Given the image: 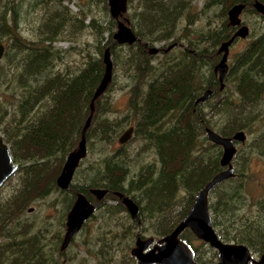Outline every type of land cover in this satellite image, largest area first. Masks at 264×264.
I'll return each instance as SVG.
<instances>
[{"label":"trees","instance_id":"trees-1","mask_svg":"<svg viewBox=\"0 0 264 264\" xmlns=\"http://www.w3.org/2000/svg\"><path fill=\"white\" fill-rule=\"evenodd\" d=\"M26 1L0 0V45H4L3 58L12 68L4 82L7 87L0 92V135L18 166L15 174L21 176L13 194L0 200V238L3 239L0 264H60L54 254L58 248H47V235L30 236V227L17 226L20 216L32 203L55 190L71 195L68 209L77 194H84L94 202L92 189L108 190L106 199H118L116 193H123L140 203L147 201L149 208H153L142 209L148 222L156 214V208L170 209L164 220L154 222L149 228L160 235L172 233L193 207L196 195L223 170L222 147L207 139V129L231 137L246 129V120H251L249 110L263 103L264 77L254 73L264 74V32L255 35L250 49L234 56L232 62L229 58L223 90L215 71L222 59L221 45L237 31L229 25L228 12L249 0H207L201 11L193 6L192 0H174L169 4L164 0H129L123 18L130 22L141 41L134 45L113 43L118 21L109 17L108 0H85L86 7L77 14L64 7L63 0H29L30 9L48 7V15L37 29V39L28 40L19 22ZM99 4H103L109 17L105 23L93 15L94 7ZM50 5L53 8L49 9ZM215 8H220L219 16L210 15ZM204 15L211 16L206 27L195 28L194 21H200ZM213 17L220 23L215 24ZM87 30L96 39L94 51H89L87 44L83 48L72 45L66 50L55 46L58 42L75 40ZM154 43H167L160 48L158 54L164 57L158 62V54L150 52ZM107 47L114 65L113 77L114 70L124 66L133 83L129 89L128 114L116 119L108 116L114 112L108 96L109 85L94 102L95 111L87 131V149L92 151L97 146L103 159L96 169L91 168L92 179H84L81 184L73 180L70 188L63 191L57 185V178L69 154L77 149L91 115V102L105 74L103 58ZM73 50L83 57L82 66L56 72L66 53ZM228 86L233 89L228 91ZM209 89L217 95L196 104ZM220 116L223 124L216 129L214 120ZM232 118L236 120L234 124ZM128 123L134 127L132 140L142 143L143 156L149 152L157 156L154 165L141 166L134 177L131 176L133 154L127 150L132 140L105 153L118 141ZM227 182L234 183L237 190L229 196L225 208L247 189L246 180L229 179L222 184ZM218 187L210 193V201L222 199L221 194H214ZM133 225L129 232L124 230L121 238L116 228L114 233L119 242L131 240L139 229L138 222ZM185 234L195 237L189 230ZM62 240L59 238L58 243ZM112 249L103 247V262L112 261L109 255Z\"/></svg>","mask_w":264,"mask_h":264},{"label":"rangeland","instance_id":"rangeland-1","mask_svg":"<svg viewBox=\"0 0 264 264\" xmlns=\"http://www.w3.org/2000/svg\"><path fill=\"white\" fill-rule=\"evenodd\" d=\"M172 1L174 0H164L166 4H169ZM205 1L207 0H192V3L193 6H195L198 11H201ZM63 2H64L63 6L68 7V9L71 10L73 14H77L78 12H80L81 9H84L86 7L85 0H63ZM136 3L137 1L134 3L133 8L136 7ZM107 5L109 8V17H110L111 14H110L109 2ZM37 8L38 9L36 10H32L30 9L29 0L24 2L22 4V12L19 18L20 29L23 36L31 41L37 39V35H38L37 29L48 15V7L47 8L37 7ZM51 8H53V5L49 6V9ZM93 10H94L93 15L96 16L98 21H103V23H105L109 19L103 4H99L98 6H95ZM211 11L212 13H210V15L212 16H216V15L219 16L221 13L220 8H215ZM50 12L51 11L49 10V13ZM210 17L211 16L204 15L201 16L200 21L197 20L194 21L195 23L197 22L195 28L199 29L200 27H206ZM241 18L243 22H246V25L250 24L251 22H255V21L258 22V27L256 29L257 33L264 31L263 19L257 20L259 18L247 14L241 16ZM125 19L129 20V18L128 19L125 18ZM121 20L124 21V18H121ZM211 20H215V24L220 21L219 19H217V17L215 18L213 17L211 18ZM45 21L46 19L44 20V22ZM89 22H90V17L86 20L85 24L88 25ZM128 23L130 25V22ZM117 27L118 26H116L115 28L114 31L115 33L117 32ZM170 43L171 41H169V44ZM85 44L89 45V49H88L89 51L95 50L96 39L94 37L93 32L90 30H87L83 34H80L79 37L76 38L75 40L71 39V41L66 40L63 42H58L55 44V46L66 50L69 49L72 45L74 47L81 46L80 48H83ZM166 44L167 43H154L153 47L163 48V46ZM246 45H247V41L245 39H238L235 42V44L231 47L230 62H232L234 56H236L245 49ZM66 55L67 57L64 63L58 65L56 72L58 70H62V71H66L67 69L74 70L82 66L84 60L77 50L69 51L66 53ZM163 57L164 56L162 53L158 54V56L156 57L158 58L156 59V62L163 59ZM0 67H2V72L0 74V92H1V90L7 87V84L4 82L8 78V76L12 73V68L10 69V64H8L6 58H3V60L1 61ZM113 78L114 79L110 84L111 87H110V91L108 92V96H109V100H111L114 105V112L110 113L108 116L112 119L123 118L128 114L129 89L130 86L133 85V83L128 78L127 73H125L124 66H120L119 69L116 71L114 70ZM226 89L230 91L233 88L228 86ZM218 96H222V95H218ZM217 99L213 101H217ZM221 119L222 118L220 116L214 120L216 129L221 128V126H219L223 124V121ZM131 126L132 124L128 123V125L125 126V130L119 135V138ZM130 143L127 146V150L130 154H133L132 159L134 161L133 163L135 164L133 166V172L131 176L134 177L137 175L141 166L152 164L157 160V156L154 152H149L146 153L144 156L142 155L136 158L138 154H142L143 152V150L141 149L142 143L141 142L139 143L137 140ZM118 146H120L119 142L116 141V143L113 144L112 147L109 148L107 151H105V153L112 152V150L118 148ZM93 147L94 149L92 148V151H90L88 147V155L81 163L75 175L74 178L75 184H81L82 182L85 181L84 179H89V178L92 179L94 175L91 172V168L96 169L97 164L101 162L103 159V154L98 149V147L97 146H93ZM249 166H250V171L248 172L249 177L247 179V190L249 193V197L250 196L256 197L258 196L260 190L262 192V188L260 187V184L264 185V156L261 155L253 156L251 161L249 162ZM84 175L85 178H83ZM86 176L89 177L86 178ZM20 177H21L20 174H15L11 178V180L7 183V185L2 187L0 191L1 201L6 200L9 196L13 194L16 188L19 187L21 181ZM233 184L234 183H229V182L222 184L214 192L215 196L221 194V198L224 199L225 202H227V200L230 199L229 196L235 193L237 190V188H235ZM70 196H71L70 194H62L59 190H55L45 198L35 201L26 209L25 213L20 216L17 226L18 224H20L25 228L30 227V231H31L30 236H34L35 234H41L46 237L47 235L46 237L47 248L48 250H52L53 247L58 248V251H56L54 254L55 257L59 260L60 264H104V263L122 264L123 261L131 262L132 261L130 260L131 248L135 247L134 242L136 241V236L140 232V229H138L137 231L135 230V233L133 235L134 242L131 241L132 240V236H131L130 241L122 240L123 243L122 242L118 243L117 238L116 237L115 239L113 238L114 237L113 233L116 231V228L118 227L119 229L117 236L122 237L128 227H132V226L134 227L132 221L133 219L128 217V213H118L115 217L112 218L114 220H111V217H109L107 210L103 211V208L98 209L97 212L95 213V218L87 222L84 229L73 240L70 249L67 252H65L64 257H61L59 255L62 242L58 243V239L59 238L63 239L67 231L66 223H67V216L69 214L68 199L70 198ZM96 201L97 199L94 200V202ZM212 201L213 200L211 199V202ZM106 203L108 205L113 206L115 205L116 201L108 200ZM242 215H245V213H242ZM232 217H233L232 213L230 215L229 213L225 214V218L227 220L228 219L231 220ZM142 224L144 225L143 227L145 228L142 231V234L144 236L149 237L150 235H153L155 233L154 230L149 228V226H151L153 222L146 221L144 223L142 222ZM256 230H260L261 235L264 234V227L259 228L258 226ZM0 242H3L2 238H0ZM107 243H113L114 249L109 251V253L113 254L111 262H107V261L103 262L104 258H103V254L101 253L103 251V247L105 249L107 248V245H104ZM208 251L211 252L210 249H208Z\"/></svg>","mask_w":264,"mask_h":264},{"label":"water","instance_id":"water-1","mask_svg":"<svg viewBox=\"0 0 264 264\" xmlns=\"http://www.w3.org/2000/svg\"><path fill=\"white\" fill-rule=\"evenodd\" d=\"M108 2L112 18L118 21L117 32L114 34L113 43L121 45H134L137 42L141 43L139 38L129 26V23L121 20L128 10L129 0H108ZM255 8L260 14L264 15V4L256 3ZM244 9V4H238L231 8L228 12L229 25L238 29L234 36L229 41L223 43L219 49V54H222V59L217 65L215 71L218 74L222 88L224 87V81L229 71V56L231 47L238 39H246L249 35V29L243 24L241 19ZM169 49H171V47ZM159 51L160 48H150V52L152 54H158ZM4 54L5 47L1 44L0 63L3 60ZM103 59L105 64V74L100 86L94 94L93 101L91 102V115L82 130L81 140L77 149L69 154L63 166L62 172L57 178V185L63 191L70 188L77 169L88 155L87 131L91 125L95 111L94 102L106 92L113 80L114 65L109 48L105 50ZM211 95L212 90H208L197 100L196 103L198 104L207 101ZM132 134L133 128H130L119 138V143H127L132 138ZM206 135L210 142L223 148V156L221 158V165L223 167L230 166V163L237 151L234 141H244L246 139L243 132L237 133L234 138H229L221 136L212 129H207ZM17 170L18 166L13 162L9 146L4 142L3 137L0 135V189ZM232 177L233 170L230 167L217 174L205 186V188L196 195L195 203L187 216L169 236L160 241V243H165V245L159 248V252L156 255L155 250L144 253L145 250L150 248L153 241L152 239L146 241L145 245H142V242L141 244L138 242L137 247L132 251V255L138 259L139 264H196L191 247L179 238V236L186 229L191 230L199 240L208 243L211 247L219 251L220 264H248L250 260V253L246 247L224 245L219 240L212 225V217L209 208L210 193L219 184ZM91 194L95 196L97 201H101L108 194V190L92 189ZM118 196L124 200V203L127 205L131 215L134 218H138L137 205L129 197H125L121 193L118 194ZM96 208L97 206L91 203L84 194L77 195L76 201L68 215L67 231L64 237L63 249H66L71 240L80 233L84 224L92 217V215L95 214ZM257 264H264V255L261 261Z\"/></svg>","mask_w":264,"mask_h":264},{"label":"flooded vegetation","instance_id":"flooded-vegetation-1","mask_svg":"<svg viewBox=\"0 0 264 264\" xmlns=\"http://www.w3.org/2000/svg\"><path fill=\"white\" fill-rule=\"evenodd\" d=\"M256 3L264 4V0H249L248 2L242 3L245 5V9L243 12H245V15L247 14V15L259 18L257 20H260V19L264 20V15L260 14L257 11V9L255 8ZM241 16H243V13ZM243 24L246 25V22H243ZM246 26L249 29V35L245 39L247 41V45L245 46V49H250V47L252 46V43L255 39V35L259 34V33H257V30H256L258 27V22H256V21L251 22L250 24H248ZM236 29H238V28H236ZM262 32H264V31H262ZM230 51H231V49H230ZM229 58H230V56H229ZM254 75L264 77V74L259 73V72H255ZM221 90H223V88ZM207 91L208 90H206L205 92H207ZM205 92L200 97H202L205 94ZM213 95H215V93L212 90L211 97ZM198 104H200V103H198ZM258 109H260V111H258ZM233 111H235V105H234ZM248 116L251 118V120L250 119L246 120V126H247L246 129H244L243 131L242 130L237 131L231 137H229V138H234V136L237 133L243 132L246 136V139L244 141H236V140L234 141L237 151H236V153H235V155H234V157L230 163V166L229 167H223L221 165L223 167L222 171H225L230 167L232 168L233 177L230 179H234V181H236L237 178H240V179L247 181V179L249 177L248 172L250 171L249 162L251 161L252 157L255 155L264 156V96H263L262 105H259L255 109L249 110ZM232 122H233V124L236 122L235 118H232ZM253 123H254V125H253ZM130 128H133V134H134V127L131 126ZM133 134H132V138H133ZM132 138L127 143H129L132 140ZM118 142H119V139H118ZM127 143H125V144L119 143V145L122 146V145H126ZM222 150H223V148H222ZM152 164L154 165L155 162H153ZM14 174L6 181V183L2 187L7 185V183L11 180V178L14 176ZM75 175H76V173H75ZM74 178H75V176H74ZM238 185H241V184H238ZM260 187L262 188V192L260 190V192L258 193V196H256V197L250 196L249 197L248 190L245 189L244 193L242 194V197L240 196L238 199H234L233 201H230V203H228L227 208L224 207V205L226 203L224 199L218 200L219 198H215L212 202L209 199V208H210L211 217H212V225H213L215 232L217 233L219 240L224 245H230V246H235V247H238V246L239 247H241V246L246 247V249L250 253V260H249L248 264L259 263L261 261L263 255H264V234L261 235V231L256 230V228H258V226H259V228L264 227V185L260 184ZM1 189H0V191H1ZM118 194H120V193H116V196L118 197V199H106L105 198L106 196H105L103 198V200L96 201L97 203L96 202H91V203H93L97 206L95 213L97 212L98 209L103 208V211L107 210L109 217H111V220H114L112 218L115 217L118 213H128V217L133 219L132 220L133 223L138 222L140 232L136 236L135 242L133 241V236H132V240H131L132 242H134V245H135L134 248H131V252H130V254H131L130 256L134 259V262L133 261H131V262H124L123 261L122 264H139L138 259L132 255V251H133V249H135L137 247L138 242H140V244L142 242V245L143 244L145 245L146 241L152 239L153 241L151 243L150 248L145 250L144 253L150 252L151 250H155V255H156L159 252V248L162 247L163 245H165V243H160V241L163 240L165 237L169 236L171 233H169L167 235H160L159 232L157 233L156 231H154L155 233L153 235H150L149 237L144 236L142 234L143 228H142L141 222H146L147 217L144 213H142V209H144L146 211H152L151 209H153V208H149L147 201H143L140 203V201H135L132 197L126 196L125 194L121 193L125 197H129L137 205V207H138L137 217L138 218H134L131 215V213L129 212V209H128L127 205L124 203V200L122 198H120L118 196ZM108 200H115L116 201L115 205H113V206L108 205L106 203ZM75 201H76V199H75ZM75 201H74V203H75ZM102 201H103V206L101 204ZM74 203L68 209L69 213H70ZM211 203H213L212 207H211ZM68 205H69V203H68ZM227 211H228L229 215L232 213L233 217L231 220H229V219L227 220L225 218V214H226L225 212H227ZM155 212H156V214L152 215V217L150 219L151 222H153V223L156 221L159 222L161 220H164L168 216V212H170V209L169 210H165V209L161 210L160 208H156ZM160 212H166V213L159 214ZM242 213H245V215H242ZM94 215H92V216H94ZM244 218H245V220H244ZM91 219H92V217L88 221H90ZM67 221H68V216H67ZM87 222L84 224L82 230L84 229ZM258 222H259V224H258ZM115 223H118V222H115ZM66 226H67V223H66ZM130 230H132V227H128L126 232H129ZM187 230H189V229H186V231ZM186 231H184L179 236V238L182 241L186 242L191 247V249L193 251V255H194V261L196 264H220V257H219V251L218 250L211 247L208 243H206L202 240H199L192 233L191 230H189V231H191V233L195 237H192L188 234H185ZM112 233H113V230H112ZM113 234H114L113 238L115 239V233H113ZM75 238L76 237H74L71 240L69 246L66 249H63L64 240L62 241L61 249L59 251V255L61 257H64L65 252H67L70 249L72 242ZM118 238H121V237H118ZM118 238H117V241H118ZM118 243H120V242L118 241ZM122 243H123V241H122ZM104 245H107L106 249L113 248V243H107ZM207 247H208V249H210L211 252L208 251ZM109 251H111V250H109ZM109 255L111 258L113 257V254H111V253H109ZM104 264H108V263H104ZM155 264H158V263H155Z\"/></svg>","mask_w":264,"mask_h":264},{"label":"bare ground","instance_id":"bare-ground-1","mask_svg":"<svg viewBox=\"0 0 264 264\" xmlns=\"http://www.w3.org/2000/svg\"><path fill=\"white\" fill-rule=\"evenodd\" d=\"M108 48L110 49V47H107V49H108ZM160 53H161V52H160ZM196 104H197V103H196ZM129 215H130V214H129ZM130 216H131V215H130Z\"/></svg>","mask_w":264,"mask_h":264}]
</instances>
